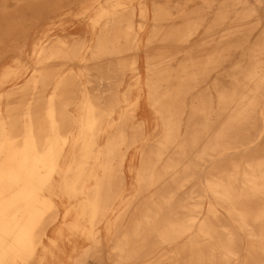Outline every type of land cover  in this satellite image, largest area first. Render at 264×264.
I'll list each match as a JSON object with an SVG mask.
<instances>
[{"label": "bare ground", "instance_id": "obj_1", "mask_svg": "<svg viewBox=\"0 0 264 264\" xmlns=\"http://www.w3.org/2000/svg\"><path fill=\"white\" fill-rule=\"evenodd\" d=\"M79 5L3 30L0 264H264V0Z\"/></svg>", "mask_w": 264, "mask_h": 264}, {"label": "rangeland", "instance_id": "obj_2", "mask_svg": "<svg viewBox=\"0 0 264 264\" xmlns=\"http://www.w3.org/2000/svg\"><path fill=\"white\" fill-rule=\"evenodd\" d=\"M79 4L80 0H41L27 1L23 4L17 5L12 0H0V41L2 40V43L4 44L3 46H0V52L2 53L0 68L10 63L13 58L16 57L15 51L19 47L18 45L21 38L18 36L17 38H13L8 30L3 31L5 28L8 29L9 25L13 23H25V25H29L27 37L31 44L36 39L35 37H38L42 33L46 34L48 37L50 36V38L60 36L66 39H72L78 34L88 33L90 30L87 21L83 19L76 20L71 17L72 12L79 8ZM67 5L68 7H66ZM189 7L192 9L196 6L191 5ZM54 14H57L59 17L54 19ZM206 19L209 20L210 15H208ZM199 34L203 35L204 31L201 30ZM232 57V61L234 62L235 60H238L240 56L239 53H235ZM142 60H144L143 54ZM27 61H32V58L27 56ZM229 66L228 63H224L219 68V73L221 74L229 70ZM215 77L216 72L211 73L207 77L206 84H211ZM220 78L221 77H219V80ZM223 82L226 81L223 80ZM93 86H95V83ZM93 92L97 93L98 91L93 90ZM194 94L195 93L193 92L192 95ZM140 116L150 122L153 119V113L145 100H143L141 105ZM129 158H131V156ZM136 163L137 160L134 159V165H136ZM66 250L69 251L70 246H67Z\"/></svg>", "mask_w": 264, "mask_h": 264}]
</instances>
